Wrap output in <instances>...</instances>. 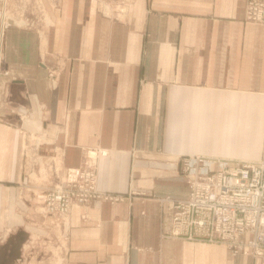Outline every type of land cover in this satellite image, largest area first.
<instances>
[{"label": "crops", "instance_id": "0c3cea01", "mask_svg": "<svg viewBox=\"0 0 264 264\" xmlns=\"http://www.w3.org/2000/svg\"><path fill=\"white\" fill-rule=\"evenodd\" d=\"M244 3L46 0L53 23L41 43L5 32L0 264H53L59 242V264H257L170 235L160 202L188 194L178 154L264 159V26L242 20ZM19 129L55 136L67 166L81 164L82 147L106 148L96 186L123 198L38 213L20 197Z\"/></svg>", "mask_w": 264, "mask_h": 264}, {"label": "built area", "instance_id": "2783aa9c", "mask_svg": "<svg viewBox=\"0 0 264 264\" xmlns=\"http://www.w3.org/2000/svg\"><path fill=\"white\" fill-rule=\"evenodd\" d=\"M243 14L246 22L264 25V0H246ZM41 137L51 144L44 134L37 139ZM37 139L35 145L40 147ZM106 153L104 147H86L82 165L62 167V150H57L48 163L60 180L43 194L40 210L63 215L73 204L87 207L92 199H122V194L102 192L96 186L97 162ZM176 163L188 194L160 198L171 215L170 235L223 243L232 255L264 264V160L193 153L178 154Z\"/></svg>", "mask_w": 264, "mask_h": 264}, {"label": "rangeland", "instance_id": "374dc122", "mask_svg": "<svg viewBox=\"0 0 264 264\" xmlns=\"http://www.w3.org/2000/svg\"><path fill=\"white\" fill-rule=\"evenodd\" d=\"M244 7H245V3H244ZM0 11L4 13L3 19L0 18V33H2L0 36V63L3 62L2 61V56H3L2 41L4 39L3 36L8 29H18V30L25 29V30L31 31L36 36H38V41L39 43H41V39L43 38L45 31L47 30V28L52 26V23H53V20H50V17H49V11L46 5V0H0ZM243 12H244V9H243ZM15 20L19 21L20 24H16ZM242 20L245 23H248L244 20V14L242 16ZM249 23H252V22H249ZM258 25H261V24H258ZM2 29H3V32L1 31ZM1 66H2V63L0 64V67ZM0 74L2 76L9 75L8 71L6 70H0ZM58 76H59V70L54 69L53 71L48 72L47 78L50 81V85L52 88L57 86ZM10 111L15 112L18 115L19 119H23L25 118V116H28L27 112L24 113L15 108H11ZM37 112H38V116L42 117V112H43L42 105L37 107ZM40 134H44L51 144L43 142L42 137L40 138V141H39L37 138L40 136ZM18 137H19V142H20V151H19L18 158H19L20 172L22 173L21 181L19 182L21 199L23 200L29 199L28 201L34 203L35 210L42 215L47 214V215H52L54 217L66 216L68 213L63 214V215H54L51 213L42 212L40 210L43 194L46 191L52 189L54 184H57V182L60 180L59 174H56L55 172L51 171V169L49 168L48 159H51L56 154L57 150H62V155H61L62 156L61 158L62 167L79 166V165H82L83 163V156H82L83 150L86 149V147H92V146L82 147L81 164L67 166L64 164V148L63 146L59 145V143L55 141V138H56L55 136H50L46 134V132L44 131L34 132V131L26 130V129L25 130L19 129ZM36 139L40 142V147H37V145H35ZM49 145L51 146L53 145V149H51L50 152L45 150V147ZM56 147H59V149H57ZM37 156H42L44 161L41 162L42 159L40 160ZM214 156H218V155H214ZM220 157H223V156H220ZM224 157L233 158L229 156H224ZM244 159H247V158H244ZM259 160H264V159L259 158ZM43 172H45V175L43 174ZM46 172H48L47 175H46ZM8 232L9 231H6L5 229L0 231V245H1V241L6 238ZM56 246H57L56 251H55L56 257L52 262L53 264H59L58 262L61 256V250H62L61 242L57 243ZM224 246L227 247V245H224ZM230 255L232 254L230 253ZM232 256H246V255L237 254V255H232ZM246 257H249V256H246ZM251 259L257 264H259V262L257 261L258 259L256 260L253 258Z\"/></svg>", "mask_w": 264, "mask_h": 264}, {"label": "bare ground", "instance_id": "6f19581e", "mask_svg": "<svg viewBox=\"0 0 264 264\" xmlns=\"http://www.w3.org/2000/svg\"><path fill=\"white\" fill-rule=\"evenodd\" d=\"M3 17H4V13H3L2 11H0V18L3 19ZM7 18H8V17H7ZM2 21H4V20H2ZM15 23H16V24H20V22H19V21H16V20H15ZM1 31L3 32V29H2ZM1 34H2V33H0V36H1ZM1 41H2V40H1Z\"/></svg>", "mask_w": 264, "mask_h": 264}]
</instances>
